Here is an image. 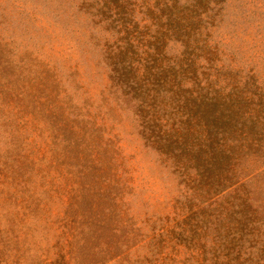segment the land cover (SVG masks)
<instances>
[{"label":"rangeland","instance_id":"374dc122","mask_svg":"<svg viewBox=\"0 0 264 264\" xmlns=\"http://www.w3.org/2000/svg\"><path fill=\"white\" fill-rule=\"evenodd\" d=\"M89 1L0 0L3 75L10 78L6 87L0 81V162L9 174L0 180V264H41L57 251L65 254L59 264H86L127 226L150 231L188 209L181 176L193 168L177 173L171 158L147 145L133 102L109 86L102 46L113 35ZM224 6L212 38L227 39L215 64L254 71L264 96V0ZM183 49L178 40L164 47L170 60ZM255 183L248 193L264 215V178ZM253 244L254 263L264 257L257 250L264 238ZM150 252L138 246L106 263L138 264L147 254L152 260Z\"/></svg>","mask_w":264,"mask_h":264},{"label":"trees","instance_id":"16d2710c","mask_svg":"<svg viewBox=\"0 0 264 264\" xmlns=\"http://www.w3.org/2000/svg\"><path fill=\"white\" fill-rule=\"evenodd\" d=\"M225 1L87 3L112 31L102 46L109 86L133 102L144 142L171 158L177 173L187 168L193 172L181 176L187 186L183 194L188 209L178 219L150 231L129 225L119 238H105L101 258L90 256L86 264L125 258L138 246H148L154 255L151 260L144 253L145 262L138 264H173L182 252L186 255L179 264H264L261 255L250 261L253 241L264 238V215L260 200L254 204L247 188L264 178V96L254 71L241 74L229 64H215L227 39L225 34L212 38L223 19ZM169 40L184 44L174 60L164 51ZM197 55H203L207 63ZM5 63L0 50V81L7 82H2L3 87L10 82L3 75ZM220 74L224 76L218 82ZM92 128L94 132L99 123ZM36 153L40 148L33 152L35 158ZM6 168L0 162V180L8 177ZM257 250L263 252L264 244ZM55 255L52 259L42 256L41 264L65 259L59 251Z\"/></svg>","mask_w":264,"mask_h":264}]
</instances>
